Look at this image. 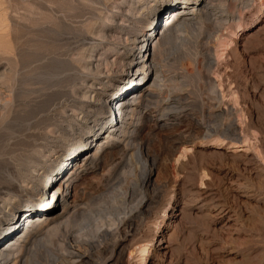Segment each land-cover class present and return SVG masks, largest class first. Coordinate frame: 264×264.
<instances>
[{"label":"rangeland","instance_id":"rangeland-1","mask_svg":"<svg viewBox=\"0 0 264 264\" xmlns=\"http://www.w3.org/2000/svg\"><path fill=\"white\" fill-rule=\"evenodd\" d=\"M213 1L207 14L180 0H0V179L7 168L42 174L69 158L59 173L67 178L107 142L70 185L80 211L25 261L264 264V0ZM181 8L196 19L167 32ZM127 28L139 39L147 28L168 37L132 73L122 59L135 50ZM141 73L142 91L153 90L144 112L105 139L125 79ZM123 79L125 90L115 88ZM86 92L101 102L88 107ZM86 139L88 150L67 154ZM42 200L35 218L49 213ZM70 245L80 258L67 257Z\"/></svg>","mask_w":264,"mask_h":264},{"label":"bare ground","instance_id":"bare-ground-1","mask_svg":"<svg viewBox=\"0 0 264 264\" xmlns=\"http://www.w3.org/2000/svg\"><path fill=\"white\" fill-rule=\"evenodd\" d=\"M189 1L190 0H180V3L185 4V6L191 4V7L193 8L195 6L200 7L199 10L207 14H212L211 12L214 11V9H212L213 5L209 3L210 0H193L192 3H190ZM193 8H191L190 10L186 8H181V9H178L177 11H174L172 13V16H173L172 20L170 21V24H168V26L166 27V31L171 32V30L177 26L182 27L183 25H186V24L189 25L193 23L194 20L196 19L194 17L196 14L195 13L196 10H194ZM123 11H125V13H131L133 9L131 8L130 10H122V9L117 8V13H119L120 15L124 13ZM158 14H159L158 11L154 13L153 18L150 21H152L153 19H156ZM150 21H148L147 24ZM128 29L129 28H127V30L125 31L124 40L131 41L132 44H135V48H134L135 50L133 52L131 51V54L129 56H128V52L127 54L125 53L122 59L128 60V62L126 63V71L128 73H132V71L135 68H139L142 64H147V63L149 64L150 62L153 63V60L155 57L154 53H156L160 49V47H162V43L165 41V40L163 41V39L165 38L166 33L164 35L160 34L158 37V35L155 32L152 33L147 28L146 30L147 33H143V31H141L143 35H142V39H139L138 36L130 35L131 33L128 31ZM150 33L152 37V42L155 40V42H153V47H152L153 56L152 55L149 56L147 54L148 45H146V39L148 40L150 39L149 38ZM166 44L167 43H165V45ZM154 70L155 69L153 66L151 72L154 73ZM142 74L143 73L139 74L137 77H134L131 75L130 77L125 79V81H127L126 86L128 84L132 85L136 83L137 80L142 76ZM125 81L123 79V83H119V84L117 83V85H115V88L117 87H120L121 89L124 88L125 86L124 87H121V86L125 84L124 83ZM140 84L137 88L138 89L137 94L135 93L132 96H130L129 101H128V97L126 95H123L120 97L118 103L114 105L113 111H115L117 114L115 115L114 124L110 128L105 129V132H104L106 133L105 139L107 140L112 139L111 135L113 132H118V131L119 133L120 132L124 133V131L126 132L127 122L129 123L136 114L142 115V113L144 112V111L143 112L140 111L139 106L140 104H142V102L145 99L153 95L151 94V91L153 90H151L150 88V90L148 89L149 92L142 91L144 83H142L141 85ZM86 95H87L86 98L90 99L89 102H91V103H88V107H91V108L95 107L96 105L95 103H98L101 100L100 98L101 96L97 95L94 92L93 93L86 92ZM110 100H111V97H110ZM102 101L103 103H105V100H102ZM110 113L112 114V110ZM116 116L118 120L116 119ZM101 130H103V128H99L97 132ZM109 131L112 133H108ZM87 140L88 139H86L83 144L77 147L71 148L67 152V154H72V153L78 154L79 152H83V150H86V149L88 150V148H86ZM97 142H98L97 148L95 150H90V151L88 150V152L83 156V159H81V162L79 163V165L77 166L75 165L73 169L71 168L69 170V177L67 178L65 177L64 179L59 178V173L61 169H63L64 166H68L67 164L70 165L73 162L71 161L70 163L68 161L69 158L66 159L65 163L63 162V160H60L56 167L50 169L49 171L44 170L43 173L41 172L42 174L35 172L36 173L35 175L34 174L24 175L23 173H19L18 171L15 172V168L14 170L11 168H7L4 170L3 175L0 179V182H1L0 183V243L5 238L9 240L8 242H6L5 246L0 245V264H31V262L25 261L27 257L24 259V253H26L27 251H28L27 253H29V250H31L32 247L36 246L37 244L41 245V243L43 242V239H45L44 237L49 235V232L51 230L52 231L53 229L56 230V228L59 229V227H61L62 223L64 222L63 220H65L69 216H70L69 218H71L72 215H75L77 214V212L80 211L81 206L77 204L76 197H75L76 194H74L75 187L74 186L70 187V185L74 181V179L78 177V173L83 167L88 166V165L92 166L94 163H97V161H99L98 159H100L99 156H100L102 147L107 142H103V144H102V141L100 142L97 141ZM75 157H77V155ZM149 173L150 172H148V174ZM48 176L50 177V180H48ZM46 181L48 182L47 184H45ZM54 182H58L57 186L53 188V190L49 191V193L50 192L52 193L50 199H49V195L45 199L44 197L47 192L46 186L48 185L51 186L52 184H54ZM41 199H43L41 203H45L44 207L45 206L49 207L48 209L49 213L47 214L46 217L35 218L36 216H32L31 211L39 210L38 208L39 206L37 207L36 204ZM59 203H61V205H59ZM58 206H61V211L58 213H53L54 208ZM21 208H25V211H23V213L20 216H24V219L28 221L25 229L20 228V225L17 226L18 221L16 220V218L17 216L18 218H20V216L18 215V212ZM66 248L69 249L66 255L70 259L81 257L76 251V249L74 247H71V245ZM64 251H66L65 248H64ZM63 255L64 254H62V256Z\"/></svg>","mask_w":264,"mask_h":264},{"label":"water","instance_id":"water-1","mask_svg":"<svg viewBox=\"0 0 264 264\" xmlns=\"http://www.w3.org/2000/svg\"><path fill=\"white\" fill-rule=\"evenodd\" d=\"M164 14H165V13H164ZM164 14H162L161 17L158 19V23H157V21H156V24H157L156 28H157L158 26H160L161 23H164V22H163V20H164V16H165ZM166 18H167V17H166ZM154 24H155V23L152 22V23H151V26H153ZM141 81H142V80H140V78H139V79L137 80L136 83H134V84H132V85L128 84L126 90L123 89V90H125L124 94H125V95H128V94H130L131 92L137 91L136 89L138 88V86H139V84L141 83ZM146 81H147V79H146ZM141 84H142V83H141ZM141 84H140V85H141ZM129 85H130V86H129Z\"/></svg>","mask_w":264,"mask_h":264}]
</instances>
